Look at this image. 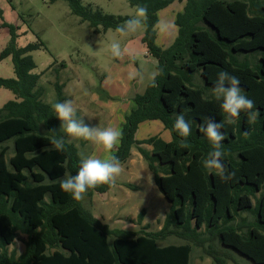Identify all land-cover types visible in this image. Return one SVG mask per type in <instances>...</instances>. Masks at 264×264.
Returning a JSON list of instances; mask_svg holds the SVG:
<instances>
[{"label":"trees","instance_id":"1","mask_svg":"<svg viewBox=\"0 0 264 264\" xmlns=\"http://www.w3.org/2000/svg\"><path fill=\"white\" fill-rule=\"evenodd\" d=\"M67 1L95 34L115 30L129 18L104 14L79 0ZM128 1L133 8L147 7L142 42L162 74L155 87L148 84L143 94H136V108L125 117L114 154L124 164L137 149L146 161L171 205L163 227L157 232L148 231V225L138 232L111 230L82 201L61 190L64 174L79 170L80 151L70 142L64 151H56L50 143L53 135L64 136L62 122L52 103L43 101L42 75L34 73L37 66L31 56L45 44L18 47L15 28L3 25L11 41L0 59H12L16 78H0V89L12 91L16 99L0 108V264H191L194 248H205L208 242L202 229L218 241L219 248L210 245L206 250L216 264L235 261L234 252L264 264V0ZM175 1H185L175 22L179 34L164 50L156 44L158 13ZM252 54L259 58L250 60ZM222 70L240 79L242 94L259 111L254 121L241 112L232 123L225 122L222 162L235 172L227 182L204 169L211 146L199 132L205 116L226 121L221 101L209 92ZM196 74L205 87L195 86ZM56 89L55 102L64 101V87L57 84ZM177 113L191 124L187 138L173 128ZM154 121L170 131V142L136 138L142 124ZM111 188L101 185L88 194L105 195ZM145 216L143 209L140 226ZM22 236L25 252L10 253ZM171 236L186 243L161 244Z\"/></svg>","mask_w":264,"mask_h":264},{"label":"rangeland","instance_id":"2","mask_svg":"<svg viewBox=\"0 0 264 264\" xmlns=\"http://www.w3.org/2000/svg\"><path fill=\"white\" fill-rule=\"evenodd\" d=\"M79 1L83 6L107 15L130 17L136 10L128 0ZM184 6L185 1H175L158 13L159 22L164 21L170 25L166 32L156 27V44L164 50L170 48L178 37L179 28L175 22ZM3 25L15 28L19 35L18 47L38 42L45 44V48L31 53L37 66L34 73L42 75L39 88L44 90L43 101L49 104L55 102L56 85H62L65 100H72L77 114L90 126L121 129L125 117L136 108V94H143L149 84L147 81L142 84L130 81L128 72L136 68L147 74L158 67V61L149 55L142 42L145 27L126 37L120 36L115 30L95 34L89 23L72 13L67 0H0V55L11 41L9 29ZM113 39L120 40L122 47L127 49L122 60L111 57L108 46ZM258 58L256 54L249 56L252 61ZM0 78H16L11 58L0 59ZM194 82L197 87H205L199 74L195 75ZM15 99L12 91L0 89V108ZM152 137H160L165 142L172 140L170 131L159 121L142 124L136 136L139 141ZM69 140L79 149L80 154L101 158L104 155L102 149L89 141ZM143 147L151 150L149 146ZM122 167L123 173L107 194H94L92 197L88 193L85 195L82 201L85 209L111 230L138 232L142 226L148 225V231H160L171 205L155 184L148 164L137 149H133L132 157ZM143 209L146 210V216L140 226L138 216ZM202 233L208 239L206 249L194 248L191 264H216L206 254V250L210 245L214 249L219 248L218 241L210 238L205 229H202ZM25 241L26 237L22 236L9 248V252L15 251L18 256L23 254ZM184 243V240L171 236L161 244ZM234 255L235 261L227 259L226 264H255L239 253L234 252Z\"/></svg>","mask_w":264,"mask_h":264},{"label":"clouds","instance_id":"3","mask_svg":"<svg viewBox=\"0 0 264 264\" xmlns=\"http://www.w3.org/2000/svg\"><path fill=\"white\" fill-rule=\"evenodd\" d=\"M147 7L137 5L132 16L122 24L117 25L115 32L122 37L134 34L142 29L147 20ZM157 27L161 32L169 30L170 25L164 21L158 22ZM111 57L117 60L124 59L127 49L122 47L120 40L113 39L109 44ZM162 74L161 69H155L147 74L142 69L133 68L128 72V79L135 80L137 83L147 81L150 86H156L157 76ZM240 79L228 71H220L217 79L211 87V94L219 101L220 107L226 114V121L217 122L214 118L205 116L199 126V132L209 141L211 150L207 158L203 161V167L208 173H215L222 181H230L235 177V172L229 171L222 162L223 151L222 142L225 139L223 131L225 122L232 123L234 118H238L241 112H246L249 120L254 121L259 115L255 102L242 94ZM55 116L61 123L64 136L53 135L50 143L56 151H64L66 143L65 137L85 140L93 143L103 150V157L93 155L85 156L80 154L79 170L75 175L65 173L59 180L60 188L65 193H69L75 201H83L89 190L101 185L114 186L118 177L124 169L121 161L114 150L120 144L123 137L122 129L115 127L90 126L82 118L77 117V108L72 100L53 102L51 104ZM173 128L184 138L191 135L192 127L183 113L175 116ZM55 132V131H52ZM248 134L245 133V136Z\"/></svg>","mask_w":264,"mask_h":264},{"label":"crops","instance_id":"4","mask_svg":"<svg viewBox=\"0 0 264 264\" xmlns=\"http://www.w3.org/2000/svg\"><path fill=\"white\" fill-rule=\"evenodd\" d=\"M170 142V141H169Z\"/></svg>","mask_w":264,"mask_h":264}]
</instances>
